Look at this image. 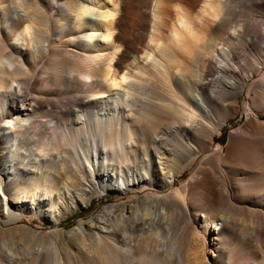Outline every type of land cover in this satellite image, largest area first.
Returning <instances> with one entry per match:
<instances>
[{"label": "bare ground", "instance_id": "6f19581e", "mask_svg": "<svg viewBox=\"0 0 264 264\" xmlns=\"http://www.w3.org/2000/svg\"><path fill=\"white\" fill-rule=\"evenodd\" d=\"M176 2L0 0L7 221L35 236L22 213L58 223L76 210L83 174L124 200L95 217L93 232L81 224L65 232L82 247L69 246L57 264H264V17L237 12L240 0ZM255 6L264 12V0ZM250 28L258 37L252 57L243 51ZM192 70L198 101L189 93ZM37 71L39 86L54 77L72 89L59 102L73 124L53 121L55 105L31 88ZM240 108L243 126L218 149L223 121ZM7 251L0 264L18 260Z\"/></svg>", "mask_w": 264, "mask_h": 264}, {"label": "rangeland", "instance_id": "374dc122", "mask_svg": "<svg viewBox=\"0 0 264 264\" xmlns=\"http://www.w3.org/2000/svg\"><path fill=\"white\" fill-rule=\"evenodd\" d=\"M129 1L135 2V0H129ZM176 1L177 2L181 1L180 3H182V1L188 2L189 0H186V1L185 0H166V4L168 6H173ZM256 2H257V0H240V3L238 4L239 8L237 7L236 11L238 10L237 12H239V10L241 9L243 11V14H244V12H245V14H248V18L249 17L251 19L255 18V21H256V18L259 17L258 18V20H259L261 16L264 17V14L263 15L261 14L264 12H263V10H261L260 8L255 6ZM258 4H260V3L258 2ZM196 9H197V7H194V11ZM251 16L252 17L254 16V17L252 18ZM241 17H246V16H241ZM252 21H254V20H252ZM253 27H255V26L253 25ZM250 30H251V28L248 31L249 34H251ZM252 30H255V28ZM210 33L212 34V36L207 35L208 38L209 37H214V38L216 37V39L218 40V37H217L218 35H216V33L214 31H212V32L209 31L208 34H210ZM256 33H257V31L250 35L251 37H253V39H252L253 43L249 47H246L243 50L244 53H246L249 57H252L253 47L257 42V41H254V40H257V38H258L257 35H255ZM214 34H215V36H214ZM254 35L256 36V38H254L255 37ZM144 43H145V41H144ZM216 46H217L216 48H218L220 46V44H217ZM26 51L30 52V50H26ZM26 51L24 53L28 54L29 52L27 53ZM212 61H213V63H216V64L221 63V62H219V59H217V57L214 54H213ZM193 69H196V68H193ZM37 73L36 74L39 77L37 78V75H35L36 77L33 79L34 83L31 85L32 86L31 88H32V90H37L39 87L37 94H39V92H40L44 96V98H47L50 103H53L55 105L53 108L58 110L59 113L55 114L56 117H55V120H53V121H56V124H58L62 128L63 127L66 128L69 124H73L76 116L75 115L68 116L67 112H64L61 110V103L59 102V98L61 96H63L62 93H65L63 91L69 92L72 89L67 88L63 84V80H61V79L55 80L54 77H51V79H50L51 80L50 87L44 88L46 85L45 83L39 86L38 79L40 81L42 76H44V73L42 74V72H39V71H37ZM39 74H42V76ZM189 74L191 75L190 77L192 78V80L190 81V84H188V86L190 85V87H191L189 90V93H190V96H192L193 100L196 99L198 101L199 97L197 96L196 88H195L194 84L192 83V81L197 80V78H196L197 76L193 70L191 72H189ZM177 78H178L177 82L180 85L186 81L185 78L182 77L180 74H177ZM36 81H37V84L35 83ZM187 83H189V81ZM255 90H256V87L252 86V88H250V91H251L250 93L254 92ZM242 98L244 100L247 99V97L244 95V96L240 97V101L243 100ZM30 100H31L30 105L34 106L35 103L33 102V98L31 97ZM45 120H46V118H43L44 122H45ZM244 122H245V116L241 114V108L235 116L229 117L225 121H223V124L221 125L222 135L220 136V140H216L217 148L221 149L223 146H225L229 133L231 131L233 132L234 130H237L240 127H242ZM45 125H48V123H45ZM3 132H5V130H3ZM44 135L45 136L48 135L47 129H45ZM42 138L43 137H39L38 139H40V141H41ZM52 159H56V158L53 157ZM48 160L42 162V164L50 165V162ZM82 161H83V166L86 167L87 166L86 160L83 159ZM93 161H95L94 158H93ZM85 169L87 170V168H84L82 170L83 173H84ZM191 169H192V167H189V168L185 169L184 172L181 173V176L179 178V183H180V181L184 182L188 179V177L190 176V174L192 172ZM82 177H83L82 183L84 185V194L82 195V197H80V196L78 197V195H75L77 190L72 189V194L75 195L74 196V202H75V206L77 207L76 210L70 211V213L65 215V217H63L58 223L53 224V223H51V221L45 220V218H43L42 215L37 216V215H32L30 213H22V217H21L20 222L25 224V226L27 225V226L31 227L32 230L33 229H34V231L36 230V232L38 233L36 236L34 233L22 235L21 231H19V230L17 233H15L13 230V224H11L10 222L7 221V217L4 214L3 207H0V253L5 258H8V251L7 250L9 248H13L15 250V257L18 258L17 261H15L14 263H10V264H57L58 259L60 257L64 256L63 253H65V255H66L67 250H70V248L71 249L73 248L74 249L73 251L75 252L76 251L75 249L82 247L79 245L80 243L79 244L77 243L78 241L69 240L66 236H64L65 232H67L71 228L76 227L80 224L83 227H86L87 232H93L95 230L94 226L92 225V227H90V228H89V226L91 225V222H94L95 217L102 216L105 219V216L108 214L110 206L120 205L124 201V200H122L121 195H119L113 191H110L107 188V186L105 185V183L99 181V183L91 184L88 182V179H90V176H87V174H83ZM65 178H66V176L64 174H61L58 178V182L60 183V182L64 181ZM67 183L69 184V182H67ZM94 184H95V186H94ZM61 191L62 190L60 188H58L56 190V192H61ZM54 193L55 192H53V194ZM131 198L132 197H129L128 200ZM56 201H58V200H56ZM82 201H84L86 203V206H84L82 204L83 203ZM69 204H70V200L65 199L64 205L66 206ZM142 209H143V206L140 207V211ZM44 210L49 211L50 207L46 205ZM149 210H150V212L155 213L154 208H150ZM198 218H199V216H198ZM30 222H32L33 224H30ZM4 223H8V225H4ZM90 230H92V231H90ZM96 231H98V229H96ZM90 239L91 238L88 237L87 242L85 244L89 243ZM75 244H78V245L76 246ZM69 246H70V248H68ZM65 247H67L68 249ZM65 249H66V252H63V251H65ZM71 252H72V250H71ZM9 253H11V251H9ZM30 257H32L31 258L32 260H28V258H30ZM19 259H21V261ZM6 262L8 264L7 260H6ZM4 264H6V263H4Z\"/></svg>", "mask_w": 264, "mask_h": 264}]
</instances>
